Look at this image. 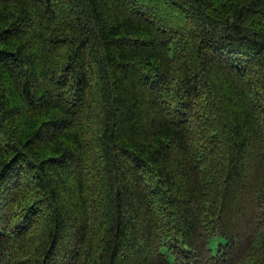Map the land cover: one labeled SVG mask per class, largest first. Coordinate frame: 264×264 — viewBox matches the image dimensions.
Masks as SVG:
<instances>
[{
  "label": "trees",
  "instance_id": "trees-1",
  "mask_svg": "<svg viewBox=\"0 0 264 264\" xmlns=\"http://www.w3.org/2000/svg\"><path fill=\"white\" fill-rule=\"evenodd\" d=\"M0 264H264V0H0Z\"/></svg>",
  "mask_w": 264,
  "mask_h": 264
}]
</instances>
